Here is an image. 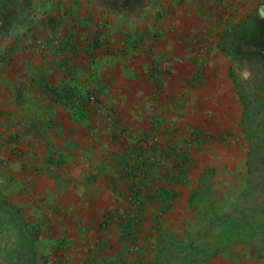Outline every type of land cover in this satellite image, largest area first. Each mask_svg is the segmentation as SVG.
Wrapping results in <instances>:
<instances>
[{
    "label": "rangeland",
    "instance_id": "374dc122",
    "mask_svg": "<svg viewBox=\"0 0 264 264\" xmlns=\"http://www.w3.org/2000/svg\"><path fill=\"white\" fill-rule=\"evenodd\" d=\"M11 6L0 264H264V0Z\"/></svg>",
    "mask_w": 264,
    "mask_h": 264
},
{
    "label": "trees",
    "instance_id": "16d2710c",
    "mask_svg": "<svg viewBox=\"0 0 264 264\" xmlns=\"http://www.w3.org/2000/svg\"><path fill=\"white\" fill-rule=\"evenodd\" d=\"M12 2L13 0H0V37L4 33V28L6 27L8 22H11L12 18L16 16L19 11L22 9V6L19 9H13L12 8ZM64 98V97H61ZM172 177L177 178L176 175H172ZM258 241H261L259 243V246L257 245ZM257 242H254L252 245L253 247V252L255 253L256 257L259 259H264V233L260 238H258ZM19 259L17 260V264H23L24 260H30L31 262L35 261V251L33 249V246L29 244H24L21 246L20 249V254H19Z\"/></svg>",
    "mask_w": 264,
    "mask_h": 264
},
{
    "label": "crops",
    "instance_id": "0c3cea01",
    "mask_svg": "<svg viewBox=\"0 0 264 264\" xmlns=\"http://www.w3.org/2000/svg\"><path fill=\"white\" fill-rule=\"evenodd\" d=\"M232 1H236L237 3H239L240 1H244V2H247V3H249V4H255V3H258L260 0H232Z\"/></svg>",
    "mask_w": 264,
    "mask_h": 264
}]
</instances>
